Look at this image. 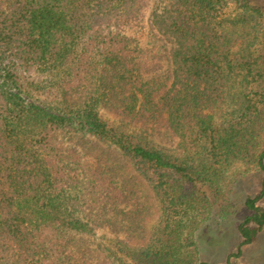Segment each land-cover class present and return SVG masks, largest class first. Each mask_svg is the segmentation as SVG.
<instances>
[{
  "label": "trees",
  "instance_id": "1",
  "mask_svg": "<svg viewBox=\"0 0 264 264\" xmlns=\"http://www.w3.org/2000/svg\"><path fill=\"white\" fill-rule=\"evenodd\" d=\"M253 1L162 0L169 50L126 34L145 0H0V264H74L66 252L80 236L139 235L141 209L121 208L130 199L117 168L90 157L97 142L158 203L157 227L139 246L121 242L116 264H207L196 244L207 193L264 172V5ZM156 129L177 148L154 144ZM262 196L264 179L244 201V244L264 226Z\"/></svg>",
  "mask_w": 264,
  "mask_h": 264
},
{
  "label": "rangeland",
  "instance_id": "2",
  "mask_svg": "<svg viewBox=\"0 0 264 264\" xmlns=\"http://www.w3.org/2000/svg\"><path fill=\"white\" fill-rule=\"evenodd\" d=\"M254 4L264 5V0H254ZM162 0H145L143 19L126 31L133 44L140 48L150 47L156 39L164 42L168 49L174 48V40L163 34L161 27L157 26L158 19L163 12ZM233 4L224 9V15L235 13ZM155 16V19H153ZM165 64V65H164ZM155 76L164 77L166 63ZM100 116L113 125L122 124L121 120L107 108L99 109ZM127 126V130H133ZM164 132L163 129H161ZM157 129L147 132L149 139L159 147L166 150H175L178 139L168 132L166 135ZM153 133V134H152ZM62 138L61 141L72 145L75 139ZM90 157L102 164L115 166L121 175L122 187L127 190V198L121 208L131 211L134 207L141 209L139 218L141 229L138 234H132L127 227L116 232L110 227L98 229L96 236L87 238L80 236V240L72 242L67 248L74 264H116L112 252L116 253L121 242L126 246H139L147 234L155 229L159 222L158 203L148 185L142 177L134 173L126 161L119 156V151L108 144L97 142L90 151ZM264 172L245 173L239 177L232 187L226 188L224 193L215 196L207 193L208 204L201 211V223L197 230L196 244L198 259L207 264H264V226L254 241L244 244L239 236L237 226L250 213L244 207L247 197H258L261 191V182ZM132 196V197H131ZM210 205V212L208 208ZM256 206L264 210V196L256 201ZM207 207V211L205 212ZM118 225V224H117Z\"/></svg>",
  "mask_w": 264,
  "mask_h": 264
}]
</instances>
